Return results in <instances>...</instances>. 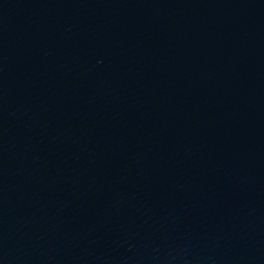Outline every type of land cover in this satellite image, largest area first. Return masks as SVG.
I'll return each instance as SVG.
<instances>
[{"label": "water", "instance_id": "obj_1", "mask_svg": "<svg viewBox=\"0 0 264 264\" xmlns=\"http://www.w3.org/2000/svg\"><path fill=\"white\" fill-rule=\"evenodd\" d=\"M0 264H264V0H0Z\"/></svg>", "mask_w": 264, "mask_h": 264}]
</instances>
